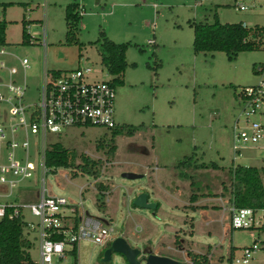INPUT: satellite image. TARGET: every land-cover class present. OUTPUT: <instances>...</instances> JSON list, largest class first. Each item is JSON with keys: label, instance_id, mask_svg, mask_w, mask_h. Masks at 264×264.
I'll list each match as a JSON object with an SVG mask.
<instances>
[{"label": "rangeland", "instance_id": "1", "mask_svg": "<svg viewBox=\"0 0 264 264\" xmlns=\"http://www.w3.org/2000/svg\"><path fill=\"white\" fill-rule=\"evenodd\" d=\"M14 1L6 8V42L10 52L30 60L27 77L32 98L37 95V74L44 59L51 70L90 66L94 71L90 79H109L93 42L104 31L115 42L130 43L124 83L115 87V119L121 127L136 126L135 134L122 133L112 139L111 130L99 125L48 133L46 145L60 142L74 150L76 163L82 155L102 161L97 179L75 168L48 171L44 178L49 191L73 202L82 201L86 214L101 218L113 229L112 237L122 236L131 247L139 248V258L153 253L192 264L188 250L203 254L209 249L210 264H231L232 250V255L239 256L242 247L257 239L259 249L250 264H264V231L232 228L228 212V168L232 163L264 166L263 149L249 148L237 155L231 138V124L242 109L234 97L235 89L264 80V74L253 71L254 64L264 65V49L241 52L234 60L219 51L195 53L188 23L213 22L216 13L220 22L264 25V0H77L82 16L77 43L72 44L65 41L64 19V8L72 0ZM240 4L245 9L238 8ZM23 15L30 21L27 31L31 37L42 38L45 26L46 49L39 40L22 43ZM113 142L116 151L107 155ZM263 145L264 141L258 144ZM184 156H192V163L215 162L219 168L189 167L187 176L181 177L177 163ZM125 172L141 176L127 179ZM41 176L39 166L21 183L19 195L9 199L37 201ZM100 181L108 187L103 207L96 202L95 184ZM192 192L197 203L208 207L194 208L189 200ZM140 193H146L158 208L133 206ZM25 216L35 220L28 212ZM176 238L181 245L175 243ZM78 248V264H129L118 252H112L108 262L101 261L105 248L90 241H81ZM30 254L38 260L36 244Z\"/></svg>", "mask_w": 264, "mask_h": 264}, {"label": "built area", "instance_id": "2", "mask_svg": "<svg viewBox=\"0 0 264 264\" xmlns=\"http://www.w3.org/2000/svg\"><path fill=\"white\" fill-rule=\"evenodd\" d=\"M238 8L245 6L240 4ZM44 28L42 38L31 37L29 44L39 40L46 49ZM30 67L28 57H20L10 52L7 45H0V220H22L24 235L38 250L34 264H78L81 241L106 248L115 239L114 231L101 218L86 214L82 201L52 194L46 187L44 177L50 171L44 158L47 134L94 125L115 127V87L112 77L90 79L94 74L90 66L61 72L48 69L44 59L37 74V95L32 98L27 77ZM256 69L264 74V65ZM234 95L242 104L231 124L235 154L256 147L264 150V145L258 146L264 141V119L254 118L264 117V80L236 88ZM39 166L42 187L38 200L9 199L19 195L21 183L32 177ZM26 212L35 220L27 219ZM228 212L232 228L264 227V208L236 207L230 203ZM257 249V242L242 247L241 254L233 255L230 263L250 264Z\"/></svg>", "mask_w": 264, "mask_h": 264}, {"label": "trees", "instance_id": "3", "mask_svg": "<svg viewBox=\"0 0 264 264\" xmlns=\"http://www.w3.org/2000/svg\"><path fill=\"white\" fill-rule=\"evenodd\" d=\"M15 2H0V6L5 10ZM81 8L77 0H72L64 8V19L66 24V44L77 43L76 31L81 19ZM30 21L23 16L22 23V43L29 44L31 36L27 31ZM193 29L192 47L195 53L200 52H224L229 60L237 58L238 54L246 51L264 49V25L255 24L253 26L244 25V22H220L217 14H214L213 22L188 21ZM8 22L5 18L0 19V45H7L6 29ZM97 45L100 62L112 77L114 87L123 85V74L128 67L126 51L130 46L129 42H115L106 36L104 31L99 32L98 39L93 42ZM80 47V45H79ZM142 51V48H139ZM134 65V64H133ZM254 68V66H253ZM257 70V69H256ZM111 130L112 139L117 135L125 133L133 136L137 130L136 126H119L117 123ZM100 144V143H99ZM100 146H102L100 144ZM116 151L114 142L109 145L107 155H113ZM45 165L51 170L58 167L75 168L81 173L93 176L95 179L100 177L101 160H93L82 155L81 162L76 163L77 155L74 150H70L60 142L50 143L45 149ZM192 156H184L177 163V168L181 169L179 175L185 174L189 167L193 168H219L215 162L192 163ZM230 176L231 197L230 203L236 207H255L264 208V166H247L233 164L228 168ZM76 173L73 172V176ZM186 175V174H185ZM187 176V175H186ZM193 187L194 179L189 175ZM98 207H103V200L108 187L101 181L96 184ZM189 200L191 203L197 201L196 193L192 192ZM135 206V205H133ZM155 208H158L156 205ZM195 208V206H194ZM257 230L264 231L263 228ZM255 239L253 242H256ZM175 243L181 245L178 238ZM264 245V241L262 242ZM32 243L26 238L23 231V222L19 218L8 219L4 217L0 220V264H34L30 254ZM233 252V250H232ZM232 252L229 256L231 262ZM192 264H209L210 250L205 253H195L191 250L186 252Z\"/></svg>", "mask_w": 264, "mask_h": 264}, {"label": "water", "instance_id": "4", "mask_svg": "<svg viewBox=\"0 0 264 264\" xmlns=\"http://www.w3.org/2000/svg\"><path fill=\"white\" fill-rule=\"evenodd\" d=\"M141 175L125 172L123 173V177L127 179H136ZM132 204L139 208L145 209H155L156 204L148 201V195L146 193H140L137 195ZM112 252H118L122 254L129 264H141L144 262L145 264H183L182 262L175 260L168 256H162L158 254L149 253L141 258V250L139 248L131 247L126 239L122 236L116 237L108 247H106L103 251L101 261L108 262L111 258Z\"/></svg>", "mask_w": 264, "mask_h": 264}, {"label": "crops", "instance_id": "5", "mask_svg": "<svg viewBox=\"0 0 264 264\" xmlns=\"http://www.w3.org/2000/svg\"><path fill=\"white\" fill-rule=\"evenodd\" d=\"M0 2H4V1H0ZM7 2H15L14 0H10V1H7ZM16 3V2H15ZM1 7V6H0ZM2 10V17L0 16V19H2V18H5V15H6V10L7 9H5V10H3V8L1 9ZM24 16V15H23ZM240 22V21H239ZM243 22V21H242ZM245 25H247V24H245ZM259 25V24H258ZM257 66H259V65H257ZM256 64H254V68H253V71H254V73H258L257 72V70H256ZM217 164V163H216ZM218 165V164H217ZM219 166V165H218ZM179 174V173H178ZM179 176H181V177H183V175L181 174V175H179ZM107 193V192H106ZM198 201V200H197ZM197 201L196 202H194V203H192L191 205H194L196 208L197 207H208V205H206V204H199V203H197ZM234 251V250H233ZM212 250H210V255H209V264H210V259H211V255H212ZM185 253V252H184ZM233 253V252H232ZM233 256V255H232Z\"/></svg>", "mask_w": 264, "mask_h": 264}]
</instances>
